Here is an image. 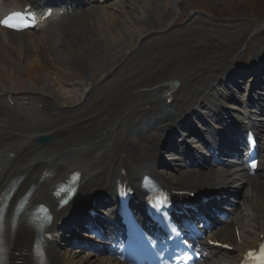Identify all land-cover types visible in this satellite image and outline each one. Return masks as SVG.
Wrapping results in <instances>:
<instances>
[{"label":"bare ground","instance_id":"6f19581e","mask_svg":"<svg viewBox=\"0 0 264 264\" xmlns=\"http://www.w3.org/2000/svg\"><path fill=\"white\" fill-rule=\"evenodd\" d=\"M0 1L6 9L30 3V0ZM65 1L60 0L59 4ZM96 1L84 6L69 2L76 5L71 6L70 12L62 16L54 14L37 31L0 29V190L14 176L21 177L11 204L27 191L29 209L38 203L50 207L53 220L46 231L55 237L46 244L43 264H94L96 260H99L97 264H120L112 257L76 253L57 243L62 228L67 233L66 228L74 229L83 222L82 216L73 215L74 207H89L93 198L98 199V207L105 197L111 198L118 179L127 180L137 198L143 196L139 189L142 173L150 174L160 185L173 191L211 194L222 190L221 195H230L235 188L245 201L249 195L242 193V186L249 187L250 194L256 191L260 197L263 209L256 215L246 207H237L232 219L215 229L211 237L228 244L230 249L211 248L213 258L203 261L236 264L247 250L264 239L261 225L259 229L249 228L251 222L252 226L258 223L256 217L264 225V159L255 176H243V170L237 166L202 172L210 168L204 164L199 169L187 166L189 169L183 170L176 156L170 161L161 160L160 153L165 148L193 159L191 150L198 153L201 147L192 148L188 141L178 143L172 135L178 128L192 130L184 120L189 114L203 117L198 113L200 108L221 123L220 130L225 128V109L216 100L222 93L216 85L220 80L231 81L232 77L246 75V70L230 63L239 58L237 51L227 50L236 46L243 51L251 46L254 52L247 69L255 77V86L262 83L259 76L264 72V44L256 39L259 24L244 20L224 25L191 14L185 24L158 31L152 28L150 15L159 18L160 8L167 7L169 0H129L122 7L118 1ZM67 5L68 2L64 4ZM87 10H95L97 16L109 21V28L101 31L91 41L92 45H117L123 33L140 31L125 52L124 62L106 71L99 84L95 82L97 79L91 81L96 75L89 74L92 71L87 54L78 51L77 54L74 49L70 53L66 47L68 39L76 33L72 28L75 22L79 24L78 15ZM54 36L58 37V47L52 51L46 48V52L42 49L37 52L23 47L20 56L15 54L19 45L33 44L38 39H45L49 46ZM86 48L90 50L88 45ZM192 51L199 53L182 59ZM203 62L205 66L201 67ZM190 67L193 68L184 75L183 68ZM44 81L57 85L49 87L58 94L53 95L51 88L46 92L42 88ZM88 81L93 83L87 90L76 83L88 85ZM79 94L83 95L80 101ZM125 95H131L132 100L121 104ZM70 97L78 99L68 102ZM261 97L258 99L264 106ZM248 102L252 106H246L245 110L255 106L262 109L260 104ZM253 123L247 114L246 120H235L229 125L243 127ZM259 126L260 138L264 139V123ZM44 134L51 139L37 144L36 138ZM260 154L264 157V142L260 144ZM166 167L171 170L167 171ZM74 170L81 175L78 191L66 206L59 208L52 191ZM28 216H20L10 231L8 258L14 264L37 263L33 249L36 231L28 223ZM93 255L95 258H91Z\"/></svg>","mask_w":264,"mask_h":264},{"label":"rangeland","instance_id":"374dc122","mask_svg":"<svg viewBox=\"0 0 264 264\" xmlns=\"http://www.w3.org/2000/svg\"><path fill=\"white\" fill-rule=\"evenodd\" d=\"M115 1H118L119 3L117 4L121 5L122 7L123 4H127L129 0H115ZM115 1H113V3ZM157 1L164 2L165 0H157ZM149 14H151V10L149 11ZM191 14H196V16H201L207 21L218 23V24H224V25L234 24L236 22H242L244 20H246L247 22H257L259 24L258 28L260 32H258L259 35L256 36V39L260 43L264 44V0H169V4L167 7L162 6L160 8L159 18L155 19L153 16H151L153 14L150 15V20H151L150 22L153 23L152 24L153 29H157L158 31L159 30L161 31L162 29L169 28L172 25L181 26L185 24L187 20L189 19V17L191 16ZM77 20L79 21V24H77L78 22H75L72 28L73 29L72 31H76V33L73 34V36H71L70 39H68V41L66 42V47L68 48V52L70 53H72L73 52L72 49H74V52L78 51V52H84L87 54L88 56L87 61H88V65L90 66L89 69L90 71H92L89 74L91 76L96 75V77L92 78L91 81H94L95 79H97L95 80V82L99 84V82H101V80L104 78L106 71H111L115 67L117 66L119 67L124 62V60L126 59L125 57H127V55H125V52L129 50L130 46L135 42L136 38H134V36L138 38L140 31L135 32V33L131 32L132 35L123 33L122 34L123 38L121 39L120 44L113 45L110 47H103V46H99L96 44L92 45L91 41L97 38L98 34L101 33V31L106 32V30L109 28L108 19L106 17L100 18L99 16H97L95 14V10L93 11L87 10L83 13V15H80V16L78 15ZM149 31L152 32V30H149ZM86 45L89 46L90 50L86 48ZM35 46H38V47L35 48ZM19 47L20 45L16 47L18 49L17 51H15L16 56L21 55L23 51V47L28 48L30 51L32 50L40 51L42 49V52H46V48H49L52 51L53 49L58 47V37L57 36L51 37L49 40V46H46L45 39H38L36 43H33V44L27 43L26 45L20 48ZM233 47L234 48H232V50L230 48V50H227V52L229 51L228 53H230V51L232 52L236 50L240 56L236 61L234 62L230 61V63H233L232 64L233 67L234 66L235 67L247 66V63L251 59L254 49L250 46V48H247L246 50L241 51L237 49L236 46H233ZM198 53H199L198 51H195V52L192 51L191 53L183 55L182 59L184 60L190 59L193 55L194 56L198 55ZM57 56L59 55L57 54ZM200 66L204 67L205 62H203V64L201 63ZM191 68L193 67L186 68V69L183 68L184 75L188 74L187 72ZM261 76L264 77V74L262 73ZM240 81H242V79ZM244 81L245 82L241 83L242 88L245 87V83L249 82L248 85H250L251 83L249 76H246V80ZM45 82L47 81H44L45 85H43L42 88L44 87V90H46V92L50 90L51 87L49 86L53 85L52 87H58L53 82H47V83ZM76 83L77 85L83 86L84 90H87L88 88L91 87V83L93 82L88 81V85H84L82 82H76ZM248 85L246 86V88H248ZM230 86L233 87L232 90H234L235 93H239V96L241 97H243L242 95L244 93H247L245 92L246 90L243 91L239 87L236 88L232 85ZM216 88L224 94V95H219L217 97L218 102L224 104V107L226 104H229L228 107L226 106L227 112H229L234 118L235 117L237 118V115L242 112V107H239L231 98H227L230 95H233V92L225 89L223 84L221 83L218 84ZM7 89H9V87H7ZM51 89H52L51 91L53 92V95L58 94L55 89L53 88ZM258 93H262V99H264V91L258 92ZM252 94L255 95V92ZM66 95L67 94H63L62 96L66 97ZM72 98L70 97L68 102L72 101L71 100ZM78 98L80 101L83 98V95L79 94ZM78 98H74L73 100L76 101ZM131 100H132L131 95H128L125 98H123L121 104H127L131 102ZM63 103L61 104L62 106L67 105ZM262 109H263L262 115L260 116L258 115V116L259 117L262 116L264 118V107ZM29 114L32 115L34 113L31 112ZM35 114H38V113H35ZM38 117H40V115H38ZM188 120L189 121L192 120L200 124L196 116L192 115ZM210 122L214 123L212 121ZM162 156H164L165 158L169 156V153L162 152ZM166 169H168L167 171L171 170L170 168H167V167ZM187 169L189 168H184L183 170H187ZM210 169L212 171H215L216 167L210 168ZM210 169H204L202 170V172H205V171L208 172ZM167 171H163V172H167ZM247 188L249 189V187ZM242 190H243V186H242ZM249 196H252V197L249 198ZM249 196L248 198H246L248 200H246V203L244 206L248 208L251 213L256 214L259 212V210L263 209V206L261 205L262 203H260L261 201L260 197L257 196L256 191L255 193L250 194ZM256 221L258 223L254 226H252L253 225L252 222H251L252 224L251 223L249 224L250 229H253V230L259 229L260 225L262 226L261 228H264V225L260 222V220L257 219V217H256ZM70 248L72 250L74 249V247H71V246ZM77 252H81L82 254H84V253H88L89 251L79 247ZM91 258H95V256L93 255L91 256ZM97 261L99 260H96L94 264H97L96 263Z\"/></svg>","mask_w":264,"mask_h":264},{"label":"snow or ice","instance_id":"6c2138e0","mask_svg":"<svg viewBox=\"0 0 264 264\" xmlns=\"http://www.w3.org/2000/svg\"><path fill=\"white\" fill-rule=\"evenodd\" d=\"M0 23H3V24H5V25H7L8 27H12V28H19V26L17 25V24H11V23H9V21H7V20H5V21H2V22H0ZM25 26H27V25H25ZM261 264H264V258H262V262H261Z\"/></svg>","mask_w":264,"mask_h":264},{"label":"water","instance_id":"95a60500","mask_svg":"<svg viewBox=\"0 0 264 264\" xmlns=\"http://www.w3.org/2000/svg\"><path fill=\"white\" fill-rule=\"evenodd\" d=\"M48 139H49V137H47V136H40L37 140L39 142L44 143V142L48 141Z\"/></svg>","mask_w":264,"mask_h":264}]
</instances>
